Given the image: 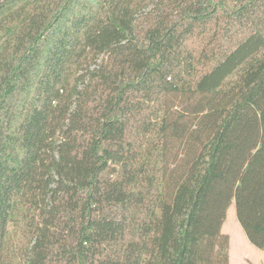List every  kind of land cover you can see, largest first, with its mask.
<instances>
[{"label":"trees","instance_id":"1","mask_svg":"<svg viewBox=\"0 0 264 264\" xmlns=\"http://www.w3.org/2000/svg\"><path fill=\"white\" fill-rule=\"evenodd\" d=\"M264 251V0H0V264H229Z\"/></svg>","mask_w":264,"mask_h":264},{"label":"rangeland","instance_id":"2","mask_svg":"<svg viewBox=\"0 0 264 264\" xmlns=\"http://www.w3.org/2000/svg\"><path fill=\"white\" fill-rule=\"evenodd\" d=\"M222 231L224 233L229 234L230 236V242H231V248L233 249L234 257H240L241 253H246L248 257H251L254 254V252L259 253L263 256V258L260 257H253L256 261L260 262V264L264 263V251L253 246L255 249L254 252L251 249V246H249L245 241L243 237V229L237 219L235 206L234 204H231L228 208L227 218L224 222ZM245 234V233H244Z\"/></svg>","mask_w":264,"mask_h":264},{"label":"crops","instance_id":"3","mask_svg":"<svg viewBox=\"0 0 264 264\" xmlns=\"http://www.w3.org/2000/svg\"><path fill=\"white\" fill-rule=\"evenodd\" d=\"M244 232V230H243ZM245 233V232H244ZM243 233L244 241L251 246L252 251L254 252L253 249H255L253 244L249 241L248 237L246 234ZM253 245V246H252ZM231 242H230V248H229V255H230V262L229 264H260V262L256 261L253 257H260L263 258L262 255H260L257 252H254L255 255L248 257L246 253H241L240 257H234L233 254V249L231 248ZM264 264V263H263Z\"/></svg>","mask_w":264,"mask_h":264}]
</instances>
